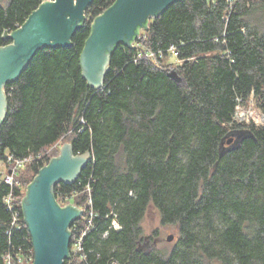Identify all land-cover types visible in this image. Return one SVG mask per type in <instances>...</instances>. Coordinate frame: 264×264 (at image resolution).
Returning <instances> with one entry per match:
<instances>
[{
	"label": "trees",
	"instance_id": "16d2710c",
	"mask_svg": "<svg viewBox=\"0 0 264 264\" xmlns=\"http://www.w3.org/2000/svg\"><path fill=\"white\" fill-rule=\"evenodd\" d=\"M43 1L0 0V46L11 42L4 31ZM114 1L94 0L71 49H41L6 86L0 155L34 157L35 177L55 156L42 152L67 134L75 153L92 152L76 182L55 187L59 203L75 195L84 209L64 264H264V123L235 121L251 97L264 115V0L175 2L151 19L136 48H116L104 86L95 89L80 56L91 21ZM173 47L185 85L159 64ZM239 130L254 137L220 157L223 139ZM11 190L0 182V264L20 248L34 256L22 207L21 226L11 227L4 203ZM151 205L163 224L177 226L165 247L146 239ZM90 220L81 258L74 244Z\"/></svg>",
	"mask_w": 264,
	"mask_h": 264
},
{
	"label": "water",
	"instance_id": "95a60500",
	"mask_svg": "<svg viewBox=\"0 0 264 264\" xmlns=\"http://www.w3.org/2000/svg\"><path fill=\"white\" fill-rule=\"evenodd\" d=\"M94 0H44L14 30H5L3 38L11 40L0 46V127L8 113L6 86L16 81L43 48L73 47V37L87 20L86 11ZM180 0H115L91 21V33L81 52L83 76L88 84L100 89L111 68V57L120 44L136 48L142 30ZM168 75L181 85L185 77L177 69ZM264 117V115H263ZM249 130L228 134L220 144L219 156L238 148ZM228 138V140H227ZM90 150L75 153L73 144L62 145L59 155L43 166L26 188L22 199L25 223L32 237V264H64L70 257L73 224L84 209L74 203L62 205L55 196L59 183L73 184L93 161ZM174 235L167 237L172 241Z\"/></svg>",
	"mask_w": 264,
	"mask_h": 264
},
{
	"label": "rangeland",
	"instance_id": "374dc122",
	"mask_svg": "<svg viewBox=\"0 0 264 264\" xmlns=\"http://www.w3.org/2000/svg\"><path fill=\"white\" fill-rule=\"evenodd\" d=\"M90 20L89 18H87ZM146 50L147 47L142 45ZM161 61L159 64L166 67L167 69H177L178 66L182 63V61L178 58L177 54L171 50V52L167 56L161 57ZM262 111L258 107L256 100L253 97L249 99V101L245 104H242L238 107L237 114L235 117V121L237 123L242 124H252L260 125L264 123V119L262 117ZM70 141V135H65L61 139H59L52 146L47 147L41 154V158L47 155H59L60 149L62 145L66 142ZM34 160V157H31V160L26 162L19 169V174L16 176V180L19 181L21 188L26 192V188L28 184L31 182V179L34 177L35 173L32 171L30 164ZM9 168V164L4 160H0V177L7 172ZM75 195L68 196L64 200L65 205L69 203H75ZM143 226L145 229L146 239H155L160 243L161 247H165L167 243H172L176 237L178 236V229L176 225H167L163 224L161 220V215L159 211L151 205L147 211L145 219L143 221ZM169 235H174L172 241L168 242L167 237Z\"/></svg>",
	"mask_w": 264,
	"mask_h": 264
},
{
	"label": "built area",
	"instance_id": "2783aa9c",
	"mask_svg": "<svg viewBox=\"0 0 264 264\" xmlns=\"http://www.w3.org/2000/svg\"><path fill=\"white\" fill-rule=\"evenodd\" d=\"M171 50H173L176 54V49L173 47ZM149 56H155V53L148 52ZM263 117V114H262ZM264 119V117H263ZM6 159H3V157L0 155V160H4L7 165L9 164V168L7 172L4 173L3 176L0 177V182H5L6 184L10 185L12 190L10 193H8L4 197V203L7 206L8 210L12 213V221H11V227H20L21 226V211L20 208L22 207V199L23 197H19L16 193L14 188H18L21 192H23L21 185L19 181L16 180V176L19 174V169L22 167L26 162L31 160V157H26L24 159H14L12 155L9 153H6ZM91 202V200H90ZM94 216L93 211L90 212V217L92 218ZM92 224V221H89V225L87 228H85L82 232V234L79 236V238H76V242L74 244V251L76 253H79L81 255V258H84V248L82 245L83 237L86 235L90 225ZM113 226L115 228H120V225L117 221L113 222ZM10 231H8L9 233ZM5 264H32L34 261V256L32 254V250H27L26 252L23 251V249H19L18 252L12 254L11 252H8L5 254Z\"/></svg>",
	"mask_w": 264,
	"mask_h": 264
}]
</instances>
